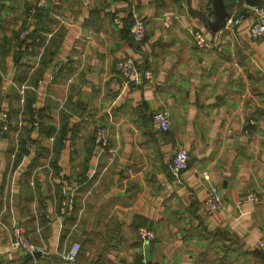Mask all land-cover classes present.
Listing matches in <instances>:
<instances>
[{"label":"crops","instance_id":"0c3cea01","mask_svg":"<svg viewBox=\"0 0 264 264\" xmlns=\"http://www.w3.org/2000/svg\"><path fill=\"white\" fill-rule=\"evenodd\" d=\"M38 1L0 0V110L10 120L0 135V264H67L75 241L73 264H264V35L248 31L264 0H222L227 16L244 15L234 28L213 0H43L40 18ZM128 14L145 21L141 42L123 26ZM125 56L152 79L126 84L115 69ZM163 108L166 133L149 118ZM99 126L106 148L93 140ZM179 146L189 159L175 175ZM61 181L71 216L58 214ZM212 185L214 213L203 206ZM252 192L257 202L246 200ZM19 226L31 254L10 249ZM139 227L155 239L143 243Z\"/></svg>","mask_w":264,"mask_h":264},{"label":"built area","instance_id":"2783aa9c","mask_svg":"<svg viewBox=\"0 0 264 264\" xmlns=\"http://www.w3.org/2000/svg\"><path fill=\"white\" fill-rule=\"evenodd\" d=\"M3 1V0H2ZM44 1L40 0L36 3V7L43 6ZM257 14L255 19L249 25L248 31L249 35L253 39H257L264 35V10L261 8L256 9ZM132 22L129 28L130 35L135 42H141L146 35V24L143 18L133 15ZM244 15L239 13L238 15H230L225 21V27L234 28L242 20ZM118 22V21H117ZM119 23V22H118ZM28 34L27 30H22L20 35L26 37ZM192 39L194 44L199 48H204L208 46V41L204 35L195 31L192 34ZM68 62L67 58H63L62 61L55 62L52 65V78L56 77L61 71L62 66ZM116 71L120 74L124 82L130 86L139 84L142 81H150L152 79V72L149 70H142L138 68L134 59L130 56H125L119 59L115 64ZM39 119L34 120V125L38 124ZM151 124L154 129L159 132H167L171 129L170 115L167 109H159L152 113ZM10 120L9 115L6 110H0V135L6 133L9 130ZM94 142L101 148H106L109 146V140L107 135V129L103 126H99L94 131L93 136ZM189 154L188 151L182 147H177L175 153L173 154L170 170L173 174L179 175L187 169ZM201 175L204 179H208L207 171H202ZM58 176L62 178V172H58ZM59 207L58 214L61 216H71L74 211V199L73 195L67 184L64 181L60 182L59 186ZM246 200L251 202H257L258 196L254 192L248 193L245 196ZM203 206L210 212L214 213L221 206V199L218 193V189L215 186H210L208 195L203 203ZM137 234L143 243L152 242L155 239L154 232L147 227L137 228ZM258 250L262 254L264 259V238H262L258 245ZM10 249L18 250L22 254H31L36 250V247L30 243L28 233L24 227H16L13 231V236L10 242ZM80 250L79 242H72L68 250L63 256V260L67 264H73ZM137 264H147L145 259H141Z\"/></svg>","mask_w":264,"mask_h":264},{"label":"water","instance_id":"95a60500","mask_svg":"<svg viewBox=\"0 0 264 264\" xmlns=\"http://www.w3.org/2000/svg\"><path fill=\"white\" fill-rule=\"evenodd\" d=\"M249 7L256 8L259 6L260 0H244ZM214 9L222 22L225 24L227 14L225 12L224 4L222 0H213ZM37 254V253H36Z\"/></svg>","mask_w":264,"mask_h":264},{"label":"trees","instance_id":"16d2710c","mask_svg":"<svg viewBox=\"0 0 264 264\" xmlns=\"http://www.w3.org/2000/svg\"><path fill=\"white\" fill-rule=\"evenodd\" d=\"M42 7L43 6H40V7H37L36 8V11H35L36 12V17H39L40 18L42 16V14L45 13L43 11V8ZM128 15H129V17H128ZM128 15L126 16L127 18H124V20H123V26L126 27L127 29L130 28V25H131V22H132V18L130 17V14H128ZM129 33H130V31H129ZM32 36H33V32L30 33L29 37H32ZM33 38H34V36H33ZM20 44H24V40H21V42L19 43V45ZM151 115H152V113H151ZM151 115L149 116L150 122H151ZM161 133H166V132H161Z\"/></svg>","mask_w":264,"mask_h":264},{"label":"rangeland","instance_id":"374dc122","mask_svg":"<svg viewBox=\"0 0 264 264\" xmlns=\"http://www.w3.org/2000/svg\"><path fill=\"white\" fill-rule=\"evenodd\" d=\"M239 13H237V14H234V16H236V15H238Z\"/></svg>","mask_w":264,"mask_h":264}]
</instances>
